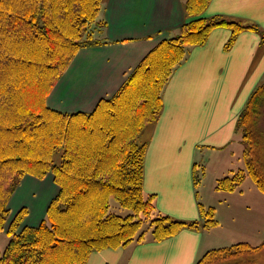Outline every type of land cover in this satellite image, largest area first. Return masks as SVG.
Here are the masks:
<instances>
[{"label":"trees","instance_id":"16d2710c","mask_svg":"<svg viewBox=\"0 0 264 264\" xmlns=\"http://www.w3.org/2000/svg\"><path fill=\"white\" fill-rule=\"evenodd\" d=\"M211 0H183L188 17L178 34L154 47L110 98L91 112H65L48 106L47 98L84 46L98 45L90 25L103 0H0V232L10 212L9 201L21 179L52 173L59 191L36 226L18 231L28 209L11 222V239L0 251V264H85L97 249L126 245L145 237L151 219L156 240L198 222L161 214L154 195L144 191L146 144L142 131L163 108V90L189 48L204 44L218 26L238 32L260 27L225 17H203ZM264 82L252 92L240 116L244 131L245 168L219 178L216 188L232 191L250 175L264 195V160L259 131ZM261 104V105H260ZM62 148V160L54 155ZM132 213L110 211L111 199ZM205 227L216 226L215 207L201 206ZM264 247L249 242L213 248L196 264L253 254Z\"/></svg>","mask_w":264,"mask_h":264},{"label":"crops","instance_id":"0c3cea01","mask_svg":"<svg viewBox=\"0 0 264 264\" xmlns=\"http://www.w3.org/2000/svg\"><path fill=\"white\" fill-rule=\"evenodd\" d=\"M201 16L249 21L260 29L240 31L229 45L232 29L218 26L204 44L191 46L164 87L158 118L141 133L146 144L145 193L154 195L161 214L198 224L161 240L150 236L94 250L85 264H196L214 248L218 229H210L220 225L205 227L201 206L215 207V216L222 210L233 223L247 224L249 218L264 222L259 216L264 213V195L258 187L250 188L258 204L253 201L242 208L235 205V198H243L244 189L216 188L219 178L245 165L239 119L252 92L264 82V0H211ZM192 18H187L183 0H103L96 20L99 26L94 29L99 32L94 40L101 43L78 50L50 92L48 106L65 112L93 111L101 99L119 90L154 47L177 35L185 20ZM207 161L215 163L211 188L197 178L199 164L205 167ZM203 174L209 176L206 167ZM22 182L40 200L26 223L36 226L59 186L52 174L44 179L28 174Z\"/></svg>","mask_w":264,"mask_h":264},{"label":"rangeland","instance_id":"374dc122","mask_svg":"<svg viewBox=\"0 0 264 264\" xmlns=\"http://www.w3.org/2000/svg\"><path fill=\"white\" fill-rule=\"evenodd\" d=\"M194 17H198V16H194ZM100 18H101V16H100ZM241 21H243L245 23L249 22V21H244V20H241ZM98 26H99V23L95 21L90 25L89 30L94 32V29L96 30L97 29L96 27H98ZM98 37H99V32L95 31L92 38L96 39ZM261 102L264 105V98L262 99ZM260 107H261V111H262V116L256 125H258V129L263 134V137H264V110L262 108V105ZM241 131H242V138H244V131H243L242 127H241ZM139 140L142 142V140H145V139L141 136L139 138ZM245 147H246V145H245ZM62 150H63L62 148H59L54 155V160H55V163H57V164H59L62 160ZM229 153L232 154L230 149H229ZM226 155H229L228 152H226ZM260 156L264 160V147L260 149ZM213 164H215V163H213L211 161H207V163H205L206 171L208 172V175H209L207 178H204V174H203V171L205 169V167H203L204 164H202V165L199 164V166L197 168L198 169V172H197L198 177L197 178L200 177V178L204 179L205 180L204 183H207V186L208 187L210 186V188H211V182L209 180L210 179L209 177L211 175V172H210L211 169L215 167V165H213ZM244 168H245V165H244ZM48 174H52V173L49 172L46 174V176ZM45 177L39 178V179H44ZM23 178L19 182L14 194L12 195V197L9 201L8 206H9L10 212L8 214L7 221L5 223V227L0 232V251L5 250V248L7 247L8 243L11 239V236L8 234V229H9L11 222L14 220L16 214L24 207L28 209V212H27L26 216L24 217V220L22 221V223L19 224V227H18V231H19L22 229L23 226L27 225L26 223H29V221H31V220H29V216H31L30 218H33L32 215L36 214V211H37L36 210L33 212V206H36L35 205L36 202H40L38 195L28 192L27 183L22 182ZM53 178H54V176H53ZM250 188L256 189V191L258 189L256 184L254 183V180L251 178V176L247 175L244 182L242 184L238 185L236 188V191H240L241 189H244L245 193H246V195L243 198L238 199L237 201L235 198V205L238 204L239 208L246 207L250 204V202H253V201H254V205L258 204L257 203V196L255 195L254 191ZM260 195H262V194H260ZM46 198L44 200V203L41 205V207H43V205L45 204ZM233 201H234V199H233ZM23 203H27V205H29V206L24 205ZM22 205H24V206H22ZM41 207H36V208H41ZM30 208L32 209V213H31ZM263 210H264V206H263ZM110 211L115 212V213L120 214V215H123V216H126V215L132 213V211L130 209L122 207L119 204V202L117 200H115L114 198L111 199ZM41 215H39L37 217V220L41 217ZM259 216H260V218L263 219L264 213L261 212L259 214ZM215 217L218 219L220 225L216 226V228L212 227L210 229L211 231L213 229H218V232H217L218 235L216 237H214V239L212 241V245H214L213 246L214 248L231 246V245L236 244L238 242H249L252 245H261L262 243H264V222L263 221H254V220L249 218L250 222L248 221L247 224L246 223L245 224L244 223H237V222L233 223L232 221H230L231 218L228 217V215L226 213H224L222 210H221V213L220 214L217 213ZM43 218L44 219L46 218V213H45L44 217H42L41 220H43ZM152 229H153V227L151 225V219L149 218V219L144 221L141 230H145V237H150V236H152ZM207 264H264V247L262 249L258 250L257 252L253 253V254L243 255L240 257L232 256V257H228V258H223L221 260L216 258L212 262L207 263Z\"/></svg>","mask_w":264,"mask_h":264}]
</instances>
